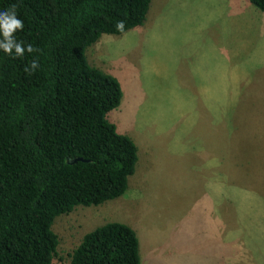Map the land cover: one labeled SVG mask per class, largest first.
I'll return each instance as SVG.
<instances>
[{
	"label": "rangeland",
	"instance_id": "1",
	"mask_svg": "<svg viewBox=\"0 0 264 264\" xmlns=\"http://www.w3.org/2000/svg\"><path fill=\"white\" fill-rule=\"evenodd\" d=\"M84 56L119 83L105 118L137 161L123 195L55 218L52 264L107 222L134 231L139 264H264V14L150 0L140 27Z\"/></svg>",
	"mask_w": 264,
	"mask_h": 264
},
{
	"label": "trees",
	"instance_id": "2",
	"mask_svg": "<svg viewBox=\"0 0 264 264\" xmlns=\"http://www.w3.org/2000/svg\"><path fill=\"white\" fill-rule=\"evenodd\" d=\"M246 1L264 14V0ZM149 3L0 0V12L15 5L23 21L15 39L35 49L21 57L0 50V264H52L56 217L126 191L137 150L105 118L121 89L84 53L102 35L140 27ZM33 61L38 67L25 71ZM68 264H139L136 235L104 223L82 235Z\"/></svg>",
	"mask_w": 264,
	"mask_h": 264
},
{
	"label": "clouds",
	"instance_id": "3",
	"mask_svg": "<svg viewBox=\"0 0 264 264\" xmlns=\"http://www.w3.org/2000/svg\"><path fill=\"white\" fill-rule=\"evenodd\" d=\"M23 21L17 17L15 5L10 10L0 12V50H3L5 54L12 55L15 57H21L25 51L32 53L35 51L32 45H28L25 48L22 42H18L15 39V33L23 30ZM118 30H123V21H120L116 25ZM38 67V63L33 61L30 68H26L25 71H34Z\"/></svg>",
	"mask_w": 264,
	"mask_h": 264
},
{
	"label": "water",
	"instance_id": "4",
	"mask_svg": "<svg viewBox=\"0 0 264 264\" xmlns=\"http://www.w3.org/2000/svg\"><path fill=\"white\" fill-rule=\"evenodd\" d=\"M77 160H72L70 163H74V162H76Z\"/></svg>",
	"mask_w": 264,
	"mask_h": 264
}]
</instances>
